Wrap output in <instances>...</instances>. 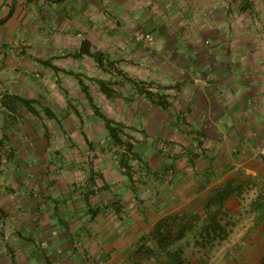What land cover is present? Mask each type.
Wrapping results in <instances>:
<instances>
[{"label": "rangeland", "instance_id": "1", "mask_svg": "<svg viewBox=\"0 0 264 264\" xmlns=\"http://www.w3.org/2000/svg\"><path fill=\"white\" fill-rule=\"evenodd\" d=\"M63 1L19 0L23 13L11 63L18 87L0 99V201L39 219L51 201L48 215L58 217V201L70 200L71 185L72 201H93V217L112 215L121 229L129 214L126 180L146 225L163 217L159 223L170 246L187 247L175 254L185 257L181 263L264 264V144L253 162L240 150L226 161L217 156L225 173L185 175L182 185L176 177L180 169L201 170L210 161L203 152L206 114L193 108L200 95L194 94L195 81H209L218 65L214 56L231 54L240 31L264 32V0H96L88 13L79 0ZM85 41L94 56L102 55L104 68L80 53ZM55 63L63 68L54 70ZM17 92L33 97L39 116L14 98ZM88 95L136 155L115 144ZM247 161L257 176L226 174ZM3 211L1 231L8 228ZM88 252L85 261L92 262Z\"/></svg>", "mask_w": 264, "mask_h": 264}, {"label": "crops", "instance_id": "2", "mask_svg": "<svg viewBox=\"0 0 264 264\" xmlns=\"http://www.w3.org/2000/svg\"><path fill=\"white\" fill-rule=\"evenodd\" d=\"M79 1L88 5L84 13L92 12V4L96 3V0H91L90 3L87 0ZM67 2L69 1H63L64 4ZM36 3L33 2L34 5ZM18 4L19 0H0V99L6 94H14L12 88L18 87L16 74L13 73L15 69L11 64L13 53L16 51L18 36L16 31L21 25L19 15L23 10ZM262 13L264 10L260 14ZM223 15L219 11L218 19ZM258 29H261V26ZM235 36L232 40L231 54L225 52L214 56L213 61L218 62V65L210 72L209 81L202 83L200 80L195 81L194 94H202V97L199 95L195 98L193 108L199 112L202 109L206 114L203 120L207 123L203 125L207 128L205 131L207 143L203 147V152L210 161L209 165H205L201 170L194 168L176 171L177 180L181 185L186 182V178L183 177L185 175L190 178L191 174L195 175L196 172L201 175L225 173L226 167L215 163L214 159L217 156L226 161L235 157L240 150L241 155L251 157L249 162L256 161V152L264 144V32L253 33L250 36L241 34L240 31ZM52 44L48 43L51 53L56 49ZM56 67L63 68L57 64ZM4 83L7 84L6 87ZM17 95L33 99L27 92H17ZM195 126L200 124L195 122ZM224 161L220 164H224ZM247 163L248 161L241 165L237 164L234 170L226 174L241 170L242 174L257 176L260 173L258 168ZM196 178L199 180L200 177ZM113 181L115 183V180ZM123 181V189L128 190L126 207L129 208V214L124 221L127 225L120 227L121 229L117 228L112 215L103 218L93 217L91 212V208L95 207L93 201H72L76 200V194L73 193L71 185L66 186L70 200L61 201L60 204L58 201L59 218L48 215L52 213L51 201H45L47 204L43 211L44 215L45 212L47 215L42 219H39L38 214L20 215L19 212L13 211V204L9 205L13 207L10 209L11 212H8L10 207L7 204L10 201H0L2 211L6 210V214L7 212L9 214V217L2 219L8 228L5 231L0 230V264H92L94 261L93 264H183L182 261L187 263L185 257L182 259L175 256L177 253L181 256L187 247L176 249L170 246V238L163 228L162 243L154 240L152 235L154 228L163 217L157 218L155 224L146 225L136 213L137 209L134 210L137 208V202L133 197L131 184L129 181ZM181 185L175 187L180 190ZM169 202L160 201L161 204L167 205ZM191 202L195 201L188 203ZM1 217L0 215V221ZM206 218L204 223L207 224L210 220ZM144 237L146 245L141 242ZM95 239H101V242H97L98 240L95 242ZM79 247L78 251L76 248ZM85 250L92 255V262L85 261L83 253Z\"/></svg>", "mask_w": 264, "mask_h": 264}, {"label": "trees", "instance_id": "3", "mask_svg": "<svg viewBox=\"0 0 264 264\" xmlns=\"http://www.w3.org/2000/svg\"><path fill=\"white\" fill-rule=\"evenodd\" d=\"M80 53L82 55H87V56H91V57H95L97 63L101 66V67H105L104 65V60L102 55H96L94 56L91 52V43L89 41H85L82 44V48ZM54 70L56 71H60L59 68L53 66L52 67ZM74 75L73 73H69ZM99 84L101 85V88L103 90V92L108 96V97H112L113 91L107 86L106 82L104 81H99ZM149 96H153V93H147ZM89 96V100L92 104L93 109L95 110V113L97 114V116H99L101 119H103V121L105 122L106 128L111 136V138L113 139V141L115 142V144L117 146H125L128 151L132 154H135V147L132 144H128L126 143L123 138H122V134L123 131L119 130L118 127L115 126V122L110 119L109 117H107L106 115H104L101 110L97 107V105H95L94 101L92 100L91 96ZM17 101L21 102L34 116H39L40 113L39 111L35 108V104L36 101L31 100V99H26L20 96H15L14 97ZM45 114L49 117L54 118V115L52 113V111L50 109H45ZM126 167H128V165H125ZM162 228H163V223H159L158 226L155 229V237L158 240L159 243H162V241L164 240V237L162 235ZM167 238V237H165Z\"/></svg>", "mask_w": 264, "mask_h": 264}, {"label": "built area", "instance_id": "4", "mask_svg": "<svg viewBox=\"0 0 264 264\" xmlns=\"http://www.w3.org/2000/svg\"><path fill=\"white\" fill-rule=\"evenodd\" d=\"M137 40L143 41V40H145V37L144 36H137ZM261 156H264V151L261 152Z\"/></svg>", "mask_w": 264, "mask_h": 264}]
</instances>
